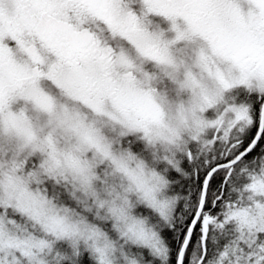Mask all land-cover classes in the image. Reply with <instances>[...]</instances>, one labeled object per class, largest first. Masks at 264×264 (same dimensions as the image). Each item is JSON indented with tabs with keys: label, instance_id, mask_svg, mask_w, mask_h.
Here are the masks:
<instances>
[{
	"label": "snow or ice",
	"instance_id": "snow-or-ice-1",
	"mask_svg": "<svg viewBox=\"0 0 264 264\" xmlns=\"http://www.w3.org/2000/svg\"><path fill=\"white\" fill-rule=\"evenodd\" d=\"M0 264H264V0H0Z\"/></svg>",
	"mask_w": 264,
	"mask_h": 264
},
{
	"label": "trees",
	"instance_id": "trees-1",
	"mask_svg": "<svg viewBox=\"0 0 264 264\" xmlns=\"http://www.w3.org/2000/svg\"><path fill=\"white\" fill-rule=\"evenodd\" d=\"M178 178H179V177H178ZM187 187H188V188H191V185L188 184ZM177 191L182 192V194H186L185 183H184V182H182V183L179 185V187L177 188ZM177 235H179V234H177Z\"/></svg>",
	"mask_w": 264,
	"mask_h": 264
}]
</instances>
